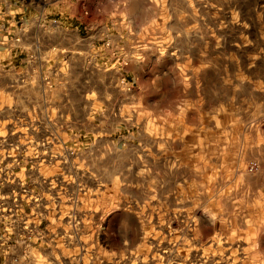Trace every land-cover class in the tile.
<instances>
[{"label":"rangeland","instance_id":"rangeland-1","mask_svg":"<svg viewBox=\"0 0 264 264\" xmlns=\"http://www.w3.org/2000/svg\"><path fill=\"white\" fill-rule=\"evenodd\" d=\"M11 6L0 3V75L43 79V113L19 118L43 122L20 137L43 145L28 177L38 191L43 180L49 239L74 232V264L86 249L90 264H264V0ZM77 40L94 44L102 95L87 115L60 97L80 69L56 47ZM62 203L91 205L97 223H50Z\"/></svg>","mask_w":264,"mask_h":264},{"label":"crops","instance_id":"crops-1","mask_svg":"<svg viewBox=\"0 0 264 264\" xmlns=\"http://www.w3.org/2000/svg\"><path fill=\"white\" fill-rule=\"evenodd\" d=\"M13 2L14 0H0L3 6L12 3L10 9L5 10L12 14L17 11L13 8ZM88 38L84 36L78 39ZM80 40H77L73 48L62 45L56 47L58 57H62L64 63L69 61L70 64L78 63L80 69L73 85L70 86L68 81H64L63 92L59 95L62 99H66L65 103L62 100V104L72 106L69 112L87 115L95 107V98H101L102 95L96 88L94 71L89 66L94 44L89 43L90 46H86ZM8 46L4 48L5 51L8 50L12 60L17 62L19 47L13 41ZM17 67L15 64L13 68ZM99 83L106 85L109 82L102 76L99 78ZM115 85L119 87L118 77ZM70 90L75 93L69 94ZM71 98L74 100L71 101ZM20 113L33 116L43 113V79L35 74L21 76L19 71L10 75L2 74L0 75V130L10 128L17 131V136L14 133L10 137L0 134V264H74L76 259L74 256L80 252L74 244V232L69 234L64 231L60 235L58 232L55 235L51 232L54 237L49 239L46 229L43 232V225L49 223L43 218V210H47V207H43V180L42 185H39V191L29 183L28 176L30 171H33L34 162L40 156L43 157V145L41 139L21 138L20 130L32 129L35 126L43 128V122L38 121L36 124L34 119L30 122L20 121ZM30 161L33 163L28 165L27 162ZM57 210L50 222L56 226L69 227L77 219V222L80 221L83 226L97 223L89 204L62 203ZM64 236L70 237L74 246L63 244ZM78 259L79 264H90L89 251L86 249Z\"/></svg>","mask_w":264,"mask_h":264},{"label":"built area","instance_id":"built-area-1","mask_svg":"<svg viewBox=\"0 0 264 264\" xmlns=\"http://www.w3.org/2000/svg\"><path fill=\"white\" fill-rule=\"evenodd\" d=\"M106 44L108 45L109 43ZM119 83L126 87L128 90H132L135 87L133 82H128L124 78L120 79Z\"/></svg>","mask_w":264,"mask_h":264}]
</instances>
